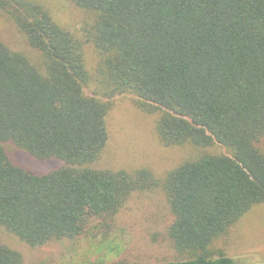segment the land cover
<instances>
[{
    "label": "trees",
    "instance_id": "trees-1",
    "mask_svg": "<svg viewBox=\"0 0 264 264\" xmlns=\"http://www.w3.org/2000/svg\"><path fill=\"white\" fill-rule=\"evenodd\" d=\"M68 1L91 14L80 34L42 0H0L42 58L0 39V223L33 246L75 238L131 191L160 187L174 216L168 234L189 258L92 264H238L215 242L264 202V0ZM128 94L158 114L165 145L219 143L229 153L205 151L160 180L146 168H95L113 98ZM6 142L65 164L35 173L10 159ZM0 264H24L1 239Z\"/></svg>",
    "mask_w": 264,
    "mask_h": 264
},
{
    "label": "rangeland",
    "instance_id": "rangeland-1",
    "mask_svg": "<svg viewBox=\"0 0 264 264\" xmlns=\"http://www.w3.org/2000/svg\"><path fill=\"white\" fill-rule=\"evenodd\" d=\"M53 18L62 26L80 34L85 17L68 0H42ZM0 39L14 50L42 65L40 54L32 48L14 20L0 9ZM87 65L93 70L97 56L87 45ZM90 93V90L88 89ZM158 114L139 109L133 95H116L107 115L109 139L95 168L125 170L133 174L139 168L150 170L156 179L184 162L208 151L229 153L217 143L201 148L191 143L165 145L158 137ZM264 148V137L260 142ZM10 159L30 171L43 174L65 164L58 158H37L14 143H4ZM166 194L160 187L138 188L127 194L114 216L96 218L75 238L51 240L30 245L0 223V239L22 254L24 264H92L97 262H159L183 260L189 254L178 249L168 234L173 220ZM238 264H264V202L254 206L215 242Z\"/></svg>",
    "mask_w": 264,
    "mask_h": 264
}]
</instances>
